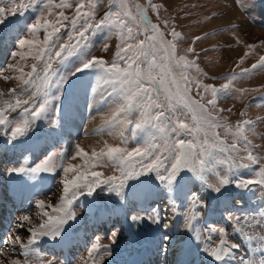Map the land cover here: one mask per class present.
<instances>
[{
	"label": "snow or ice",
	"instance_id": "6c2138e0",
	"mask_svg": "<svg viewBox=\"0 0 264 264\" xmlns=\"http://www.w3.org/2000/svg\"><path fill=\"white\" fill-rule=\"evenodd\" d=\"M233 5L264 24V0ZM102 6L0 0V40L23 23L11 62L0 68V80L14 82L0 90V142L20 154L4 169L20 206L0 236V264H71L65 249L78 209L96 223L78 264H105L114 245L139 243L143 232L162 264H264V143L249 138L257 136L256 122L246 118L253 102L235 124L219 107L234 90L238 100L261 90L235 89V82L264 72V55L243 66L256 44L234 33L225 47L243 43L246 50L217 86L201 79L217 77L202 71L194 47L209 33L179 54L183 35L168 19L163 27L152 22L149 11L160 19L152 0H109L99 13ZM97 43L103 53L114 48L110 59L94 54ZM85 112L73 137L68 117ZM95 115L102 124L88 132ZM103 136L114 142L91 151L79 143ZM233 192L258 193L260 206L246 210L242 197L229 199Z\"/></svg>",
	"mask_w": 264,
	"mask_h": 264
},
{
	"label": "rangeland",
	"instance_id": "374dc122",
	"mask_svg": "<svg viewBox=\"0 0 264 264\" xmlns=\"http://www.w3.org/2000/svg\"><path fill=\"white\" fill-rule=\"evenodd\" d=\"M143 5H147V0H136ZM153 3L160 6V19L158 20L154 14L149 11V17L153 23H160L161 27L162 21L164 19H168L170 24L175 23L177 26V30L180 31L183 35V39L178 42V51L179 54H184V50L192 44L194 37L203 36L204 33H209L210 35L197 41L194 47L196 51L200 53V57L197 60V63L200 65L202 71L208 72L210 76H215L217 79L215 81L207 80L204 77L201 79H205V82L215 83L217 86L223 83V76L230 74L233 71L235 61L243 54L246 50L243 43L236 44L232 42L231 48L225 47V41H227V37L231 40L233 34L237 35L240 41L243 42H254L256 44V49L253 52V55L248 58L245 65L249 66L250 63L255 62L258 59L259 55H264V41L263 39L258 40H249L246 34H243L239 30L238 24H229V25H217L216 21H219L222 17H224L226 8H233L238 11V13L253 27L258 28L259 30H264V24L260 23V17L255 16L256 23L253 24L251 22V18L248 16H244L234 5L233 0H152ZM109 0H103V6L99 8V13H103L108 7ZM67 14L71 15V12ZM255 15V14H253ZM214 17L215 19L209 21L208 17ZM237 22V21H236ZM23 27V23H18L14 28H12L11 32L7 33L5 37L8 38L7 43L2 44L6 41V38L0 40V44H2V49H0V64L3 68L7 63H10V55L14 50L13 42L16 35L20 34V30ZM231 29V30H229ZM167 31V30H165ZM170 38V37H169ZM228 40V41H230ZM117 41L113 39L111 43L115 44ZM102 45L96 44V50L94 52L97 56H104L106 59H110L114 53V48H110L108 53H103L100 51V47ZM207 49V51H204ZM226 49H234L240 50L238 56L236 55L234 58H226L224 51ZM191 58V57H189ZM238 72L239 69H236ZM5 85V86H4ZM14 86V82L5 83L3 80H0V90H6L8 87ZM252 89L259 88L260 91L249 92L241 97L239 100L235 97L239 96L238 91H233L232 99L221 100L219 103V107L224 109L222 113L223 116L228 117L230 123L235 124L239 119H241L239 113L242 110H245V105H248L249 102H253L250 107L246 109L248 119L254 120L256 122V132L257 136H250L249 138L253 140L254 143H264V140L258 138L260 134H264V102L259 101L256 98V93H259V97L264 95V72H256L252 75L250 79L239 80L235 82V89ZM231 109V112L228 111ZM84 118L78 124L80 127L85 123L87 113H84ZM69 123H71L69 121ZM102 124V116L95 115V118L91 121L87 122V129L90 128H98ZM93 130V129H92ZM103 140H108L109 142H114L108 136L103 137H91L79 140V143L82 147H84L87 151H91L93 147L99 148L100 144ZM10 155V154H9ZM34 158L32 155L31 159ZM72 163H80L79 160L72 161ZM5 164V161L3 162ZM8 166V164H7ZM6 166V167H7ZM105 175L112 174V169L106 168L103 169ZM2 173V170H1ZM6 177L3 179L5 180ZM248 194V193H247ZM243 198V194H237L235 197L233 196V200ZM55 201L56 198H51ZM245 199L248 201L246 195ZM246 203V201L244 200ZM254 202V206H260L256 201ZM252 204L251 202H249ZM248 203V204H249ZM256 203V204H255ZM245 207L248 209L252 207L251 205ZM250 206V207H249ZM252 209H254L252 207ZM239 214V213H237ZM216 219V218H215ZM86 230V229H85ZM87 231L90 232L89 228ZM89 232H87L89 234ZM176 235H180L176 234ZM144 236V235H143ZM104 242H107L106 240ZM114 254V253H113ZM79 259L83 258V254L80 253ZM86 256V253H85ZM78 259V260H79ZM77 264V262L75 263Z\"/></svg>",
	"mask_w": 264,
	"mask_h": 264
},
{
	"label": "bare ground",
	"instance_id": "6f19581e",
	"mask_svg": "<svg viewBox=\"0 0 264 264\" xmlns=\"http://www.w3.org/2000/svg\"><path fill=\"white\" fill-rule=\"evenodd\" d=\"M225 11H226V13H225L224 17H222L219 21H216L217 25L222 26V25H229V24H238L239 30L243 34H246V36L249 40H251V41L258 40V39L264 40V30H259L258 28L253 27L238 13V11L236 9L226 8ZM228 40H230L229 37H227V41ZM239 53H240V50H238V49L237 50L226 49L224 51L225 57L231 58V59L234 58L236 55L238 56ZM84 116H85L84 113H82L80 115L73 114L72 116L68 117L69 121L71 122L70 125L71 124L74 125V127L71 126V132L73 133V136H75L76 131L79 128L78 124L84 118ZM73 121H74V123H73ZM2 196H3V193L0 191V201L5 200ZM246 197L248 199V203L251 202L252 204H254V202H252V201H256L260 205V197H259L258 193H255V192L254 193H248V194H246ZM229 199H231V196L229 197ZM252 204H250V205L252 206ZM257 207L258 206H256V208ZM251 209H252V207H250L246 210L250 211ZM216 217H218V216H216ZM85 229H86V232H89V231H87L88 228H85ZM0 233H1V231H0ZM148 235L150 237L149 233H148ZM148 235L144 234V236L142 235V236L137 238L140 241L138 244H142V247L144 250H146L147 248H146L143 241L150 239V238H148ZM126 247H127V250H125V249L119 250L118 252H115L113 254L114 256H112L111 258H107V259H111L112 264L125 262V260H126L125 254L137 250V246L133 245V244L128 243L126 245ZM107 259L105 261L106 264H107Z\"/></svg>",
	"mask_w": 264,
	"mask_h": 264
}]
</instances>
